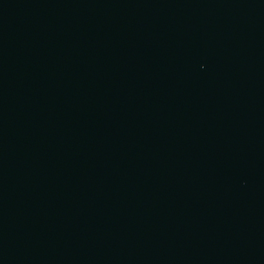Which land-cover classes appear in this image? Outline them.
Segmentation results:
<instances>
[{
  "label": "water",
  "instance_id": "1",
  "mask_svg": "<svg viewBox=\"0 0 264 264\" xmlns=\"http://www.w3.org/2000/svg\"><path fill=\"white\" fill-rule=\"evenodd\" d=\"M0 264H264V0H0Z\"/></svg>",
  "mask_w": 264,
  "mask_h": 264
}]
</instances>
